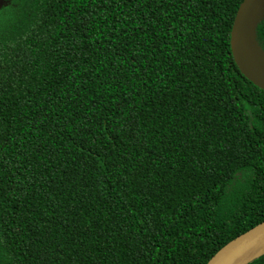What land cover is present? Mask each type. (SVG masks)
<instances>
[{
  "label": "trees",
  "instance_id": "trees-1",
  "mask_svg": "<svg viewBox=\"0 0 264 264\" xmlns=\"http://www.w3.org/2000/svg\"><path fill=\"white\" fill-rule=\"evenodd\" d=\"M243 1L0 0V264H208L264 222Z\"/></svg>",
  "mask_w": 264,
  "mask_h": 264
},
{
  "label": "water",
  "instance_id": "water-1",
  "mask_svg": "<svg viewBox=\"0 0 264 264\" xmlns=\"http://www.w3.org/2000/svg\"><path fill=\"white\" fill-rule=\"evenodd\" d=\"M264 21V0H244L231 36L234 60L241 73L264 90V48L257 31ZM264 255V222L222 248L208 264H249Z\"/></svg>",
  "mask_w": 264,
  "mask_h": 264
}]
</instances>
